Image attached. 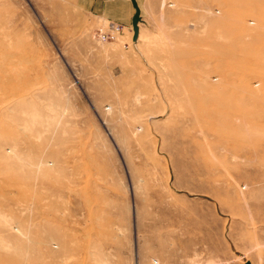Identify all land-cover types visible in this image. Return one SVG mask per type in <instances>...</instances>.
<instances>
[{
    "label": "rangeland",
    "instance_id": "obj_1",
    "mask_svg": "<svg viewBox=\"0 0 264 264\" xmlns=\"http://www.w3.org/2000/svg\"><path fill=\"white\" fill-rule=\"evenodd\" d=\"M93 3L0 0V264H264V0Z\"/></svg>",
    "mask_w": 264,
    "mask_h": 264
},
{
    "label": "crops",
    "instance_id": "obj_2",
    "mask_svg": "<svg viewBox=\"0 0 264 264\" xmlns=\"http://www.w3.org/2000/svg\"><path fill=\"white\" fill-rule=\"evenodd\" d=\"M139 2V0H138ZM94 10L103 15L111 23H123L126 27L132 26L134 11L133 3L130 0H95ZM140 5V3H139ZM134 7V8H133ZM141 15H143V5Z\"/></svg>",
    "mask_w": 264,
    "mask_h": 264
},
{
    "label": "built area",
    "instance_id": "obj_3",
    "mask_svg": "<svg viewBox=\"0 0 264 264\" xmlns=\"http://www.w3.org/2000/svg\"><path fill=\"white\" fill-rule=\"evenodd\" d=\"M121 31V25L110 23L107 28H100L98 31H96L94 36H96L99 41L115 40Z\"/></svg>",
    "mask_w": 264,
    "mask_h": 264
},
{
    "label": "water",
    "instance_id": "obj_4",
    "mask_svg": "<svg viewBox=\"0 0 264 264\" xmlns=\"http://www.w3.org/2000/svg\"><path fill=\"white\" fill-rule=\"evenodd\" d=\"M133 6L136 9V12L133 16V29H134V36L133 39L134 41H137L139 38V33H140V22L142 21V17H141V9L139 7V4L137 2V0H132ZM245 264H251L250 261H246Z\"/></svg>",
    "mask_w": 264,
    "mask_h": 264
}]
</instances>
